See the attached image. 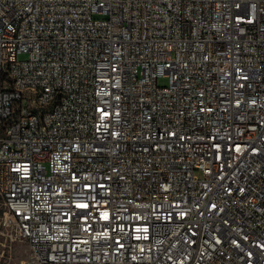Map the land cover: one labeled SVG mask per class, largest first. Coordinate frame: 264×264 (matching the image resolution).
<instances>
[{
	"label": "built area",
	"instance_id": "1",
	"mask_svg": "<svg viewBox=\"0 0 264 264\" xmlns=\"http://www.w3.org/2000/svg\"><path fill=\"white\" fill-rule=\"evenodd\" d=\"M0 204L28 264H264V0H0Z\"/></svg>",
	"mask_w": 264,
	"mask_h": 264
},
{
	"label": "rangeland",
	"instance_id": "2",
	"mask_svg": "<svg viewBox=\"0 0 264 264\" xmlns=\"http://www.w3.org/2000/svg\"><path fill=\"white\" fill-rule=\"evenodd\" d=\"M27 54L18 55V60H26ZM167 77L159 78L158 85L166 86ZM198 177L200 173H196ZM4 209L0 204V219L3 216ZM30 250L25 241L14 237V230L5 228L0 223V264H28Z\"/></svg>",
	"mask_w": 264,
	"mask_h": 264
},
{
	"label": "bare ground",
	"instance_id": "3",
	"mask_svg": "<svg viewBox=\"0 0 264 264\" xmlns=\"http://www.w3.org/2000/svg\"><path fill=\"white\" fill-rule=\"evenodd\" d=\"M151 140L155 148H164L168 145V136L165 135L164 131H154L151 133Z\"/></svg>",
	"mask_w": 264,
	"mask_h": 264
}]
</instances>
